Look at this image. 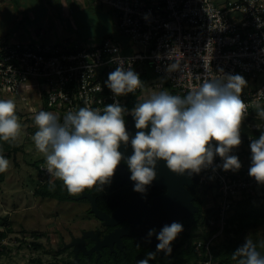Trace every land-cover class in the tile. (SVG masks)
<instances>
[{"label":"built area","instance_id":"built-area-1","mask_svg":"<svg viewBox=\"0 0 264 264\" xmlns=\"http://www.w3.org/2000/svg\"><path fill=\"white\" fill-rule=\"evenodd\" d=\"M99 1L113 9L117 26L128 43L123 45L113 38L100 44L2 40L0 99L3 92L23 96L29 91H24V87L31 84V92L38 95L41 110L54 112L61 123L69 111L75 113L86 106L103 110L115 100L129 110L125 115L128 119L131 110L127 103L131 97L141 92L147 100L145 89L149 88L150 76L166 79L169 88L182 98L197 89L204 78L222 76L221 69L224 74H238L250 82L258 83L259 78L264 77V0L228 1L223 6L218 0ZM116 56L125 60V68L130 62L144 82L143 88L115 97L105 86L109 73L117 67L112 62ZM174 62H178L180 68L168 71V66ZM165 86V83H157L150 90L161 91ZM261 91H264V82L241 95L247 105L245 119L253 109L264 106ZM221 164V159L216 157L212 168L199 173L201 186L218 189L221 227L212 239L197 244L208 256L203 264H214L212 246L223 232L235 201L254 195L264 185L250 177L242 163L236 172L223 171ZM37 171L45 180L55 178L48 173L46 162H41Z\"/></svg>","mask_w":264,"mask_h":264},{"label":"clouds","instance_id":"clouds-1","mask_svg":"<svg viewBox=\"0 0 264 264\" xmlns=\"http://www.w3.org/2000/svg\"><path fill=\"white\" fill-rule=\"evenodd\" d=\"M112 62L117 67L109 73L105 86L115 97L127 96L144 87L130 62L127 68L119 56ZM179 68L180 64L174 62L167 70ZM220 73L223 75L204 78L197 89L183 98L162 90L137 103L130 112L137 129L134 136L126 130L125 115L129 110L119 100L103 110L86 106L75 113L69 111L62 123L52 112L33 109L38 128L32 136L35 148L44 156L48 173L61 180L71 195L85 189L102 191L124 159L119 150L121 145L127 147L129 142L133 152L126 165L134 182L133 190L139 194H146L156 179L160 161L172 173L191 177L212 168L214 159L219 157L223 171L236 172L241 163L232 153L241 145V125L247 112L241 95L247 82L238 74H224L222 69ZM257 116L264 119V107L258 106ZM21 132L15 102L0 99V141H16ZM250 151L249 175L264 184V132L258 139H252ZM9 167V159L0 154V174ZM182 232V224L173 222L158 233L150 230L148 238L155 236L156 251L170 255L173 242ZM154 258L155 253L150 252L139 264H149ZM231 258L237 264H264V256L248 237Z\"/></svg>","mask_w":264,"mask_h":264},{"label":"rangeland","instance_id":"rangeland-1","mask_svg":"<svg viewBox=\"0 0 264 264\" xmlns=\"http://www.w3.org/2000/svg\"><path fill=\"white\" fill-rule=\"evenodd\" d=\"M228 1L236 0H218V4L223 6ZM75 11H77L75 17L65 20L69 26L65 31L81 35L82 44H87L88 36H95L97 39L112 37L120 41L121 44L128 43V38L117 27L115 12L107 4L99 0H89L85 5H76ZM11 38L12 35L9 37L10 41ZM246 82L247 87L243 90L242 95H246L264 82V77L259 78L258 83L256 81ZM157 83L167 84V80L162 77L150 76L149 88L145 89L147 99L159 92L155 88L150 90ZM26 89L29 91L25 92L23 96L9 95L3 92L2 98L12 99L16 104L18 122L22 126L18 145L22 150L9 159L10 167L7 172L3 173L4 181L0 183V219L6 218L8 221V225L0 227V231H13L4 241L0 242V264H64L67 261L73 262L65 244L71 243V235L79 236L83 231L94 227V222L89 221L87 214L90 205L81 201L61 203L35 195L39 185L52 182L57 178L45 180L46 177L43 178L37 171V165L46 162L44 156L35 148L32 140V136L38 131L34 122L33 109L37 107L38 112L41 111V108L37 104L38 95L31 92L33 86L31 84L25 86L24 91ZM163 91L168 90L163 89ZM170 94L173 93L170 92ZM173 95H179V93L175 92ZM258 131H264V119L258 116H249L243 121L241 136L244 139L249 141L257 139ZM0 154L4 155L3 152ZM233 154L249 170L251 166L250 144L242 143L233 150ZM202 196L206 207L212 208L218 201L216 198L218 189L216 187L206 190L202 188ZM249 197H243V199L249 198L243 206L247 207L248 212L255 211L264 217V185ZM235 213L236 211H230L228 216L233 217ZM252 226L253 224H239L238 222L232 225L228 224L230 231L228 233L225 231L214 241V244H217L219 250L220 246L235 238L239 240L237 247L243 246L247 237L250 239L259 238V252L264 255V247H261V243H264L262 227L259 226L256 229Z\"/></svg>","mask_w":264,"mask_h":264},{"label":"trees","instance_id":"trees-1","mask_svg":"<svg viewBox=\"0 0 264 264\" xmlns=\"http://www.w3.org/2000/svg\"><path fill=\"white\" fill-rule=\"evenodd\" d=\"M169 87L170 86L166 84L165 90H168L169 92H172L174 94L176 91L172 90ZM144 101L145 99H143L142 93L139 92L131 97L130 101L127 103V107L130 110H132L137 103H142ZM257 112H258V108L253 109L251 111L250 117L257 116ZM16 115L18 116L17 113ZM127 122L128 119L125 117V123ZM261 132L264 131L257 132L258 138ZM18 140L19 138L16 141H9V142L0 141V150H2L6 158L11 159L13 155L18 154V152L22 150L21 147L18 145ZM242 143L245 145H249L251 141H249L248 139H244L241 136V144ZM3 181H4V176L3 174H0V183H2ZM122 186H125V184H121L120 177L115 176L113 180H110V182L103 187V190H109V192L110 191L112 192ZM201 187L205 190L213 189V186H201L200 181L195 182V191H192V195H194L196 198V203L200 208V212L187 220V224L185 225V227L192 228L193 233L187 234L185 232L183 234V238L180 242V250H181L179 253L180 257L177 264H203V262H205L208 259V256H206V251L204 249L197 248L198 242L199 241L207 242L208 240L212 239L215 235H217L221 230L219 224L220 209L218 208L217 204L212 208L206 207L205 200L202 196ZM103 190L96 191L95 189H86L87 192L91 193V195L97 199L99 209L106 210L111 200L108 199V195L105 194V191ZM81 194L82 193L78 195H71L64 187L63 182L59 179H56L52 182L41 184L39 185V187L36 188L35 191V195L37 197L43 199H53L61 203L76 201V198L81 196ZM249 198L248 199L239 198L235 201V204L231 209V212L236 211L235 215L233 217H230V215L228 216L222 234H220L217 238H215V240H217L221 235H223L225 231H227V233L228 231H230L228 224L232 225L235 224L236 222H238L239 224H248V225L253 224L252 227L256 229L259 226H261L264 232V217H261L255 211L248 212L247 207L243 206L245 201L249 200ZM81 202L87 203L88 201L82 200ZM116 206L117 204L115 203V207ZM210 220L215 221V223L213 225L210 224L209 222ZM7 225H8V221L6 218L0 219V227H6ZM12 232H13L12 230L0 231V242L4 241L8 237L9 233ZM193 237L197 240L194 241ZM252 240L254 244H256L257 251L259 252L260 239L254 238ZM238 242L239 240L235 238L231 240L229 243L220 246L219 250L216 246L217 244H213L212 253L214 255V264H237L236 261L232 260L231 256L239 248L237 247ZM135 245L137 246V248L131 246V248L127 250V253L120 252L118 255H109L108 257H103L101 260L93 259L89 261L88 258H83L81 259L80 262L74 260L73 262H68V261L64 262V264H134L136 255L140 252L139 248H141V246L138 243H136ZM37 246L40 247V245ZM261 256L264 255L261 254ZM149 264H158V263L154 262ZM162 264H168V263L163 262Z\"/></svg>","mask_w":264,"mask_h":264},{"label":"water","instance_id":"water-1","mask_svg":"<svg viewBox=\"0 0 264 264\" xmlns=\"http://www.w3.org/2000/svg\"><path fill=\"white\" fill-rule=\"evenodd\" d=\"M126 130L131 136H134L137 131L135 128V121L131 115L128 116ZM145 131H147V129ZM119 150L124 157L122 161H126L127 157L131 156L133 152L130 142L127 147L122 144ZM116 172H120L122 182H133L130 179L131 173L122 165H118L115 173ZM156 173V179L152 183L153 187L166 188L168 189V193L155 199L154 204L151 207H148L147 205V198L140 200L133 197L129 202L120 203L119 209L115 211L112 216H108L98 208L96 199L85 191L76 199L77 201L85 199L89 200L92 207L91 213L105 222L106 225L117 226L124 221V218H128L131 223L130 227L118 228L115 232L105 237L104 241L98 242L96 247L90 251H87L84 240L74 238L69 247H75L77 257L80 250H83L86 255L91 256L94 252L100 253V250L104 247L108 246L114 248L115 243H117L118 248L123 251L125 246L122 239L126 236H132L135 234L139 236V242L149 248L148 253H157L162 257H168L169 264L176 263V261L172 260L174 249H172L170 255H166L163 252H157L155 245V243H158L157 239L155 237L149 239L148 232L152 230L153 227H164L173 222L182 224L184 219L190 218L194 214L199 213L200 209L194 205V197L191 195V190H194V183L198 181L199 174H193L191 177L187 174L179 176L172 173L163 161L158 162ZM84 237H92L99 240L98 235L95 236L93 233H85ZM147 255H138L135 258L134 264H139V261L145 259Z\"/></svg>","mask_w":264,"mask_h":264},{"label":"crops","instance_id":"crops-1","mask_svg":"<svg viewBox=\"0 0 264 264\" xmlns=\"http://www.w3.org/2000/svg\"><path fill=\"white\" fill-rule=\"evenodd\" d=\"M88 1L0 0V42L10 41L9 37L12 35L13 42L57 44L64 41H76L82 43L81 35L65 31L69 27L65 20L75 17L76 5H85ZM107 38L112 37L97 39L95 36H88L86 41L87 44H100Z\"/></svg>","mask_w":264,"mask_h":264},{"label":"flooded vegetation","instance_id":"flooded-vegetation-1","mask_svg":"<svg viewBox=\"0 0 264 264\" xmlns=\"http://www.w3.org/2000/svg\"><path fill=\"white\" fill-rule=\"evenodd\" d=\"M120 165H122L127 171H129L127 168V165H126V161H122ZM115 176H119L121 184H125V186L119 187L117 190L112 191V192L111 191L109 192V190H103V191H105V194L108 195V199L111 200V202L108 204L106 210H102V209H100V210L105 212L108 216H112V214L119 209L120 203L127 202V201L129 202L132 200L133 197H136L140 200L147 198V205H148V207H151L154 204L155 199L160 198L161 196H164L168 193V189H166V188H155L151 184L150 186H148L146 194H139L133 190L134 182H129V181L122 182V176H121L120 172H116L114 174V176L111 178V180H113V178ZM194 186H195V183H194ZM192 191H195V188H194V190H191V195H192ZM85 192L91 195V193L87 192L86 189H85ZM192 196L194 197V202H193L194 205L199 207L196 203L195 196L194 195H192ZM92 197L95 198L94 196H92ZM85 200H87V199H85ZM87 201H88L87 204L90 205V209L88 210L87 214L89 216V221L94 222V227L87 229L86 231H83L82 234L79 236L71 235V243L65 244V248L69 249L73 260H77V262H80L81 259H83V258H88L89 261H91L93 259L101 260L103 257H108L109 255H118L120 252L121 253H127V250L130 249L131 246H133L134 248H137V246L135 245L136 243H138L141 246V248H139L140 252L136 255V257L138 255H147L149 248H147L146 246H144L143 244H141L139 242V236L133 234L132 236H126L122 239L123 244L125 246L123 251L120 250L118 248V244L115 243L114 248H111L108 246L104 247L102 250H100V253L94 252L91 256L86 255L83 250H80L78 257H77L75 247H69V245L72 244L74 238L78 239V240H84L87 251H90L91 249L96 247L98 242L104 241L105 237H107L108 235L115 232L118 228H125V227L131 226L130 220L128 218H124V221L117 226L106 225L105 222L98 219L94 214L91 213V209H92L91 203L89 200H87ZM96 201H97V199H96ZM115 203L117 204L116 207H115ZM97 205H98V203H97ZM192 217H190V218H192ZM190 218L184 219L182 221L183 232L177 237V239L172 244V249H174V254L172 256V260L176 261L175 264H177L179 261V257H180L179 253L181 251L180 250V242L183 238V234L185 232L187 234H191L193 231L192 228L185 227V225L187 224V220ZM162 228L163 227H159V228L153 227V229H155L157 231V233ZM85 233H93V235H95V236L98 235L99 240L92 238V237H84ZM153 237H155V236H153ZM155 245H157V244L155 243ZM154 262H156L158 264H162L163 262H167L169 264V259H168V257H162V256L158 255L157 253H155V258L153 260H151L149 263H154Z\"/></svg>","mask_w":264,"mask_h":264}]
</instances>
